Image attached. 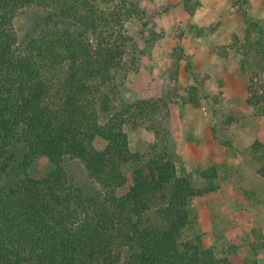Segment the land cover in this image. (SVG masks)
Listing matches in <instances>:
<instances>
[{
  "label": "trees",
  "instance_id": "1",
  "mask_svg": "<svg viewBox=\"0 0 264 264\" xmlns=\"http://www.w3.org/2000/svg\"><path fill=\"white\" fill-rule=\"evenodd\" d=\"M140 3L0 0V264H231L188 233L195 200L220 188L216 170H203L201 185L178 172L164 98L118 101L115 82L140 47L128 27L159 16L148 18ZM28 8L47 12L45 27L21 45L15 18ZM183 101L199 104L193 93ZM246 102L264 114L253 85ZM126 125L144 131L136 151ZM41 157L54 168L29 176ZM65 159L79 161L98 188L78 182ZM129 167L131 184L118 195ZM12 173L23 177L3 182ZM255 241L264 251V235Z\"/></svg>",
  "mask_w": 264,
  "mask_h": 264
},
{
  "label": "rangeland",
  "instance_id": "2",
  "mask_svg": "<svg viewBox=\"0 0 264 264\" xmlns=\"http://www.w3.org/2000/svg\"><path fill=\"white\" fill-rule=\"evenodd\" d=\"M140 4L148 18L159 16L146 28L128 27L140 47L115 82L118 101L133 102L144 93L168 101L170 153L178 172L201 185V172L213 167L220 187L195 200L196 222L188 233H201L203 247L231 264H264V251L254 248L256 235H264V177L258 173L264 162V114L246 102L250 85L264 97V0ZM46 15L38 8L19 13L15 28L21 45L39 35ZM192 93L199 99L196 106L183 101ZM125 131L136 151L144 131L132 125ZM105 144L101 137L94 141L97 149ZM63 167L86 189L98 188L79 161L65 159ZM53 168L41 157L27 174L39 178ZM130 170L118 195L131 184ZM21 177L12 173L3 182Z\"/></svg>",
  "mask_w": 264,
  "mask_h": 264
}]
</instances>
